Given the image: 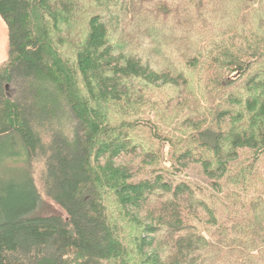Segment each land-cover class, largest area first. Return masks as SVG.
<instances>
[{
	"label": "trees",
	"instance_id": "obj_1",
	"mask_svg": "<svg viewBox=\"0 0 264 264\" xmlns=\"http://www.w3.org/2000/svg\"><path fill=\"white\" fill-rule=\"evenodd\" d=\"M0 17V264H264V0Z\"/></svg>",
	"mask_w": 264,
	"mask_h": 264
},
{
	"label": "rangeland",
	"instance_id": "obj_2",
	"mask_svg": "<svg viewBox=\"0 0 264 264\" xmlns=\"http://www.w3.org/2000/svg\"><path fill=\"white\" fill-rule=\"evenodd\" d=\"M7 46H8V37H7V27L5 22L0 17V63H3L5 59L7 58ZM181 102V101H180ZM171 124H162L163 126H166V129H172L174 124L172 121H170ZM57 206L53 204L52 202L48 201L46 210L47 211H55L57 210Z\"/></svg>",
	"mask_w": 264,
	"mask_h": 264
}]
</instances>
